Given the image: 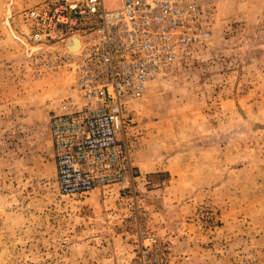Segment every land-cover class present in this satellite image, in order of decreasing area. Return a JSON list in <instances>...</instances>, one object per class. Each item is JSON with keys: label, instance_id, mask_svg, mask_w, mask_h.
Returning <instances> with one entry per match:
<instances>
[{"label": "rangeland", "instance_id": "rangeland-1", "mask_svg": "<svg viewBox=\"0 0 264 264\" xmlns=\"http://www.w3.org/2000/svg\"><path fill=\"white\" fill-rule=\"evenodd\" d=\"M38 1L0 0V264H131L130 198L173 264H264V0H217L207 43L128 107L126 195L59 192L48 119L62 82L15 80Z\"/></svg>", "mask_w": 264, "mask_h": 264}, {"label": "built area", "instance_id": "built-area-1", "mask_svg": "<svg viewBox=\"0 0 264 264\" xmlns=\"http://www.w3.org/2000/svg\"><path fill=\"white\" fill-rule=\"evenodd\" d=\"M216 17L217 0H40L25 10L15 80L62 82L48 119L61 194L111 186L132 193L127 109L154 75L195 57ZM129 200L131 264H173L172 246Z\"/></svg>", "mask_w": 264, "mask_h": 264}, {"label": "bare ground", "instance_id": "bare-ground-1", "mask_svg": "<svg viewBox=\"0 0 264 264\" xmlns=\"http://www.w3.org/2000/svg\"><path fill=\"white\" fill-rule=\"evenodd\" d=\"M77 43V41L74 42V45ZM78 45V44H77Z\"/></svg>", "mask_w": 264, "mask_h": 264}]
</instances>
